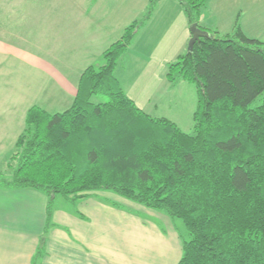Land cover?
<instances>
[{
	"label": "trees",
	"instance_id": "1",
	"mask_svg": "<svg viewBox=\"0 0 264 264\" xmlns=\"http://www.w3.org/2000/svg\"><path fill=\"white\" fill-rule=\"evenodd\" d=\"M157 1L104 50L100 67L84 70L70 107L29 108L12 156L18 163L0 183L45 192L49 216L58 195L107 190L163 210L190 234L177 264H264V97L254 105L264 95V41L237 24L221 35L200 23L208 0H178L190 25L209 32L166 68L171 85L199 91L193 131L185 132L139 107L115 75Z\"/></svg>",
	"mask_w": 264,
	"mask_h": 264
},
{
	"label": "crops",
	"instance_id": "2",
	"mask_svg": "<svg viewBox=\"0 0 264 264\" xmlns=\"http://www.w3.org/2000/svg\"><path fill=\"white\" fill-rule=\"evenodd\" d=\"M102 1L0 0L1 174L11 169L29 108L56 113L70 107L84 70L94 66L95 59H103L104 50L135 20L115 5L101 6ZM181 17L179 40L173 42L177 44L166 42L163 49L161 45L149 50L162 58V65L146 66V57L139 67L142 82L137 71L123 88L144 110L152 105L159 85L176 88L166 78V63L188 50L190 23L187 16ZM200 23L209 28L214 24L221 35L231 33L237 24L246 35L262 40L264 0H208ZM30 30L35 34L28 37ZM171 46L175 55L166 56ZM117 67L115 74L122 75L125 70ZM110 198L101 191L75 200H54L49 216L50 196L45 192L0 183V264L178 263L183 241L177 235L180 250L175 257L168 233L138 217V210L146 207ZM40 248L43 252L36 262Z\"/></svg>",
	"mask_w": 264,
	"mask_h": 264
},
{
	"label": "rangeland",
	"instance_id": "3",
	"mask_svg": "<svg viewBox=\"0 0 264 264\" xmlns=\"http://www.w3.org/2000/svg\"><path fill=\"white\" fill-rule=\"evenodd\" d=\"M107 3L109 6L115 5L119 12L129 15L132 20H141L147 12L146 10L150 4V0H103L101 2V6H106ZM151 11L152 12L149 18L146 19L144 23L138 28L137 36L132 39L128 49L122 55L121 58L123 60L121 59L119 62V68L121 70L124 69L125 71L122 75L119 74V72H116V74L118 78H120V84L123 88H126L127 85L132 82V80L135 78L134 76L137 75V71L138 82H142L140 79L142 73H140L139 67L142 65L146 57L147 58L144 65H162V58L154 54H148L149 50L151 51L154 46L157 50L161 45L163 49L166 46V42L171 45L173 42H177L179 40L177 27L182 21L181 16H186L181 3L178 0H158ZM208 17L210 18L211 16ZM221 27L226 29L225 25H222ZM169 29L172 30L168 32ZM210 29L215 30V25L213 24ZM33 34H35V32L30 30V32H28V37H31ZM262 37V40H264V34H262ZM175 44L177 43H173V45ZM170 48L172 50H168L166 52V56L175 55V49H173L172 46ZM186 52L187 49L184 53ZM176 58L177 57H175V59ZM170 61L173 60L167 61L166 65ZM103 63L104 60L102 58L99 60V62L97 59H95L93 62L96 68L100 67V65ZM144 74L146 73H143V75ZM153 93V96L155 97L152 101V105L150 102L149 105L146 106V109L149 113L154 116L167 117L175 121L185 132L190 133L193 131V113L196 107V102L199 98V91L195 83L189 84L182 81V83H177L176 88L170 90L166 84H161L158 86L157 90L153 91ZM263 97L264 95L258 97L254 102V105H259L262 102ZM17 163V160H13L11 169L9 171L2 174L0 172L1 181L5 179H11L13 169L16 167ZM106 192H108L109 196L112 197L110 199L113 201L115 200L116 203H123L125 200H130L113 191ZM96 197L100 196L96 195ZM54 200L56 203L63 202L64 196L58 195ZM129 202L131 203L133 201ZM138 217L141 219H149L150 221L157 223L160 227H162L164 232L168 233L167 239L173 243V252H175V257H177V252L180 250L175 241V236L177 235L180 241L190 239L189 231L182 219L173 218L163 210L146 207L138 210Z\"/></svg>",
	"mask_w": 264,
	"mask_h": 264
},
{
	"label": "water",
	"instance_id": "4",
	"mask_svg": "<svg viewBox=\"0 0 264 264\" xmlns=\"http://www.w3.org/2000/svg\"><path fill=\"white\" fill-rule=\"evenodd\" d=\"M191 38L188 43V51H191L194 47V44L200 40L201 37H208L209 32L207 30H203L199 27L197 23H192L190 25Z\"/></svg>",
	"mask_w": 264,
	"mask_h": 264
}]
</instances>
